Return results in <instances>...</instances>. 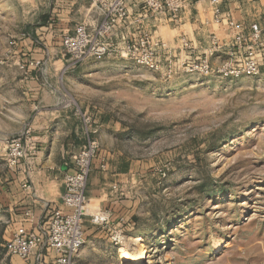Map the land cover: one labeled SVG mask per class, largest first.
<instances>
[{
    "label": "rangeland",
    "instance_id": "374dc122",
    "mask_svg": "<svg viewBox=\"0 0 264 264\" xmlns=\"http://www.w3.org/2000/svg\"><path fill=\"white\" fill-rule=\"evenodd\" d=\"M51 15V0H0V96L12 86L108 90L97 158L121 173L117 205L106 225L86 220L85 235L98 228L103 246L74 264H137L122 245L140 264H264V71L205 77L162 51L158 71L121 55L74 64L46 39L59 34ZM2 154L0 192L11 170ZM6 222L0 207V264L16 261Z\"/></svg>",
    "mask_w": 264,
    "mask_h": 264
},
{
    "label": "crops",
    "instance_id": "0c3cea01",
    "mask_svg": "<svg viewBox=\"0 0 264 264\" xmlns=\"http://www.w3.org/2000/svg\"><path fill=\"white\" fill-rule=\"evenodd\" d=\"M127 4L130 17L115 31L113 43L117 52L112 56L122 54L125 40L134 42L142 35H151L166 44L162 52L167 59L177 57L179 62L189 63L190 59L198 63L206 58L211 67L216 68L239 55L232 48L229 21H234L246 36H250L254 24L264 28V0L224 2L220 6L219 22L215 21L208 4L195 3L176 25L165 18L150 16L140 0H128ZM51 11L59 34L46 39L56 46L78 25L85 24L91 30L102 20L91 0H51ZM183 39L188 42V48L183 47ZM26 44L36 49L39 43L30 37ZM67 94L72 100L66 98ZM107 99L106 86H12L9 95L0 96V151L4 161L11 138L27 130L36 150L34 157L10 168L11 172L8 170L5 176L0 207L7 219L5 234L11 237L5 238L7 242L21 229L28 237L40 234L55 213L64 211L65 176L73 171V156L89 139L85 118L91 120L92 137L101 139L105 127L101 107L106 105ZM103 162L101 157L95 160L88 184L92 214L117 205L114 194L118 187L113 182L121 173L111 167L105 173ZM87 221L90 222L89 217ZM98 230L95 228L92 236L86 233L85 246L77 259L90 248L103 246ZM13 259L16 261L12 264L20 263L19 258ZM42 264H55L54 254L46 252Z\"/></svg>",
    "mask_w": 264,
    "mask_h": 264
},
{
    "label": "built area",
    "instance_id": "2783aa9c",
    "mask_svg": "<svg viewBox=\"0 0 264 264\" xmlns=\"http://www.w3.org/2000/svg\"><path fill=\"white\" fill-rule=\"evenodd\" d=\"M128 0H91L92 6L99 12L102 20L94 29L85 24L77 26L72 34L63 37L62 45L74 64L90 60H100L117 52L113 36L119 25L130 17ZM234 0H140L144 9L153 18H165L176 25L181 15L195 3L208 4L215 21L222 17L220 6ZM233 42L239 54L236 59L224 62L213 69L208 59L188 65L190 71H198L205 77L216 75L223 79L256 77L264 71V28L256 24L251 27L250 36H246L234 22H228ZM184 48L189 44L184 39ZM166 50L164 42H156L151 35H142L136 41H124L121 56L132 60L136 65L151 71L161 67L159 51ZM89 139L87 144L73 156V171L64 179L62 203L64 211L55 213L46 227L38 235L28 237L21 229L5 245L8 255L20 259L18 264H41L46 252L54 254L55 264H74L85 246V222L90 218L96 226L106 225L110 213L98 211L91 213L87 189L99 154L100 145L92 137L90 118H85ZM30 130L12 138L8 143L6 162L10 168L35 155V147L29 136Z\"/></svg>",
    "mask_w": 264,
    "mask_h": 264
},
{
    "label": "bare ground",
    "instance_id": "6f19581e",
    "mask_svg": "<svg viewBox=\"0 0 264 264\" xmlns=\"http://www.w3.org/2000/svg\"><path fill=\"white\" fill-rule=\"evenodd\" d=\"M134 242H139V239H136L134 240ZM132 245V244H131ZM135 245V244H134ZM136 245H138L136 243ZM129 245H125L122 247H120L119 249V254L123 257L124 260L126 261H131V262H134V263H137V264H140L142 262V259H141V254L138 255V256H135L133 253H131L128 249ZM136 247V246H135ZM132 249V247H131ZM136 249V248H135ZM141 249V248H140ZM137 250V249H136ZM133 251V250H132ZM135 251V250H134ZM136 252V251H135ZM147 258V257H146Z\"/></svg>",
    "mask_w": 264,
    "mask_h": 264
},
{
    "label": "trees",
    "instance_id": "16d2710c",
    "mask_svg": "<svg viewBox=\"0 0 264 264\" xmlns=\"http://www.w3.org/2000/svg\"><path fill=\"white\" fill-rule=\"evenodd\" d=\"M3 244V242L0 240V245H2ZM6 245V244H5ZM5 245H4V249L6 250V247H5ZM3 246V245H2Z\"/></svg>",
    "mask_w": 264,
    "mask_h": 264
}]
</instances>
